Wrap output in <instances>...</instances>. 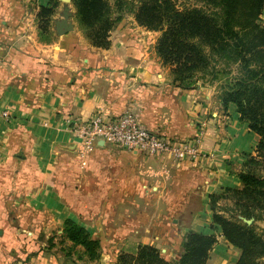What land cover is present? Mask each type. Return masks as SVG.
<instances>
[{
	"label": "crops",
	"instance_id": "crops-1",
	"mask_svg": "<svg viewBox=\"0 0 264 264\" xmlns=\"http://www.w3.org/2000/svg\"><path fill=\"white\" fill-rule=\"evenodd\" d=\"M108 1L122 19L102 48L73 0H0V111H8L0 117V264H81L71 241H56L67 219L99 238L100 264H118L125 238H152L172 255L186 231H215L210 195L240 187L243 163L256 154L258 135L236 104L223 106L220 87L174 82L156 52L161 32L136 20L139 1ZM66 5L74 29L59 35ZM42 6L53 8L47 31ZM127 108L166 136L202 133L207 160L178 163L103 141L84 152L67 122ZM222 237L216 244L229 245Z\"/></svg>",
	"mask_w": 264,
	"mask_h": 264
},
{
	"label": "trees",
	"instance_id": "trees-1",
	"mask_svg": "<svg viewBox=\"0 0 264 264\" xmlns=\"http://www.w3.org/2000/svg\"><path fill=\"white\" fill-rule=\"evenodd\" d=\"M135 17L149 30L160 31L156 52L169 66L174 82L185 88L200 79L217 78L220 72L238 74L222 86L224 107L237 106L240 119L258 135L256 154L249 155L239 173L241 187L211 194L213 226L220 227L225 239L241 250L235 264H264V234L254 223L222 214L218 200L233 198L236 210L245 218L264 215V0H138ZM193 1V5L189 2ZM199 3L201 5H199ZM77 17L87 37L97 47L110 45V31L122 19L108 0H73ZM53 8L42 6L38 13L40 28L47 31ZM73 245L84 248L90 260L100 256V240L77 221L67 219L61 235ZM217 242L214 233L189 231L183 237V252L175 260L165 259L150 244L140 245L135 254L122 253L119 264H206Z\"/></svg>",
	"mask_w": 264,
	"mask_h": 264
},
{
	"label": "built area",
	"instance_id": "built-area-1",
	"mask_svg": "<svg viewBox=\"0 0 264 264\" xmlns=\"http://www.w3.org/2000/svg\"><path fill=\"white\" fill-rule=\"evenodd\" d=\"M0 117L7 118L8 111H0ZM67 122L84 152L93 151L98 142L103 141L150 156H166L178 163L198 164L208 158L201 149L202 133L191 139L166 136L142 125L139 115L129 108L112 118L99 111L87 119L70 117Z\"/></svg>",
	"mask_w": 264,
	"mask_h": 264
},
{
	"label": "rangeland",
	"instance_id": "rangeland-1",
	"mask_svg": "<svg viewBox=\"0 0 264 264\" xmlns=\"http://www.w3.org/2000/svg\"><path fill=\"white\" fill-rule=\"evenodd\" d=\"M183 2L186 3L185 0H178L179 5ZM193 4H194L193 1L189 2V5H193ZM199 5H201V4L199 3ZM70 12L73 15V12L71 10H70ZM237 74H238V71L236 68H234L232 70L231 74H225L223 72H220L219 75L217 76V78L211 79L209 76V77H206L205 79H200V81H203L204 83L211 85V86L220 87L222 89V86L229 83L231 81V77L236 76ZM221 92H222V90H221ZM243 166H244V163H243ZM259 170L262 174H264V165H262V167L259 168ZM240 187H231V188H240ZM216 194L228 195V193L225 189L221 193H216ZM218 207H220L219 211L222 214H225L228 217H235V218L243 220L242 219L243 216L234 207L233 198H231V197L220 198L218 200ZM212 213H213V211H212ZM252 219H253L252 223H254L256 225L257 231L264 234V215L262 217H257L256 219L255 218H252ZM213 229H215V231L213 233L217 237V241H218V236H219V238H223L222 237L223 233H222V230L220 227L218 228L215 225V226H213ZM192 230L193 229H191L189 231H192ZM189 231H186L184 234H186ZM219 231H221V232H219ZM92 237H94V236H92ZM94 238H97V237H94ZM97 239H99V238H97ZM221 240H223V239H221ZM56 241L61 243V244H64V243H66L67 240L64 239L63 237H60V238H57ZM107 242L109 243V245H106L105 248H111V249H112V247L114 248V245L116 244V243L114 244V241L113 242L107 241ZM144 244H150V245L156 246L160 250L162 256L165 259L170 260V261L177 259L181 255V253L183 252V245H182L183 240L181 242V245L178 242L176 243V248L172 249V251H173L172 255H167L165 253V250L162 251V249L160 247H158L154 241H152V238H125L124 244L122 245L121 243H119L118 247L115 248V250H117L115 252L117 262H118L119 254H122V253L135 254L138 250V247L140 245H144ZM228 244L229 245H225V243H223V245L222 244H219V245L215 244L213 246L211 252H210V257L207 260L206 264H233L235 262V260L237 258H239L241 250L238 247L233 246L229 242H228ZM77 246L73 245L72 251H73L74 256L81 261V264H90L91 262H92L91 264H100V258L102 255L101 253H100L99 258H97L96 260H90L87 257V255L85 254V251L83 249L78 250ZM102 247H101V242H100V250L101 251L103 250ZM260 261L262 263H264V258H262Z\"/></svg>",
	"mask_w": 264,
	"mask_h": 264
},
{
	"label": "water",
	"instance_id": "water-1",
	"mask_svg": "<svg viewBox=\"0 0 264 264\" xmlns=\"http://www.w3.org/2000/svg\"><path fill=\"white\" fill-rule=\"evenodd\" d=\"M67 2H69L70 0H65ZM71 12H70V8L68 5L65 6L63 13H62V18L59 19L58 21H56V26L55 29L57 31V33L59 35H65L71 31H73L74 26L73 23L71 22L70 18H71ZM243 221H245L248 224H251L253 222V219H247L242 217Z\"/></svg>",
	"mask_w": 264,
	"mask_h": 264
}]
</instances>
